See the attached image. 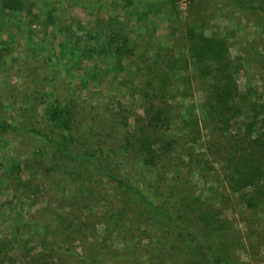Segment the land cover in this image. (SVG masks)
I'll list each match as a JSON object with an SVG mask.
<instances>
[{"label": "rangeland", "instance_id": "374dc122", "mask_svg": "<svg viewBox=\"0 0 264 264\" xmlns=\"http://www.w3.org/2000/svg\"><path fill=\"white\" fill-rule=\"evenodd\" d=\"M208 37L241 95L225 122L189 54ZM53 101L71 109L67 144L44 115ZM261 115L264 0H0V122L15 127L0 132V264H155L170 241L202 255L132 195L120 206L114 179L165 208L178 181L229 221L237 264H264Z\"/></svg>", "mask_w": 264, "mask_h": 264}, {"label": "trees", "instance_id": "16d2710c", "mask_svg": "<svg viewBox=\"0 0 264 264\" xmlns=\"http://www.w3.org/2000/svg\"><path fill=\"white\" fill-rule=\"evenodd\" d=\"M234 4H242L245 0H230ZM189 54L196 70L205 77V85L208 91L210 103L215 97L217 98V115L221 122L226 121L224 114L234 110L235 100L239 99L236 85L230 74H223V70L228 65V60L224 57L225 52L220 50L217 40L212 37L201 38L190 44ZM203 60L205 63L202 64ZM216 103V101H215ZM214 103V104H215ZM213 103H210L212 105ZM262 114V113H261ZM44 115L50 124L51 128L55 129L62 135V138L67 144L69 137L63 134L71 129L72 113L69 105L59 101L51 102L45 109ZM258 113L254 108L246 112V123L249 128L256 120ZM260 120L264 121V116L261 115ZM262 124L263 131L256 135L254 139L255 146L264 152V123ZM13 125L5 122H0V132L14 129ZM52 145L56 149L57 146L51 139ZM132 141L138 142L137 146H142V141L133 136L130 131L126 132V144L133 146ZM140 148V147H137ZM63 157L84 158L91 161L92 156L86 154H77L72 152L70 147L61 150ZM242 178V177H241ZM240 178V179H241ZM177 179V177H176ZM116 181V195L120 201V206L128 205L130 198L127 195H132L131 200L137 204L139 216L144 220L156 218L161 220L167 234L183 233L187 240L201 247L202 255L196 253L190 247H186L181 242L170 241L172 245L167 250L159 243L152 247V256L155 257V264H237L235 257L231 253L229 231L231 230L230 223L226 219L219 216V213L214 205L202 200L195 194L185 191L178 181L171 180L165 190H162L165 198L170 201L168 208L163 207L159 203H155L146 198L140 191L132 190L119 179ZM242 180V186L252 185V177L245 176ZM151 213V215H150ZM175 231V232H174ZM180 234V233H179ZM164 238L158 240L160 242ZM169 240V239H168ZM181 241V239H180ZM176 243V244H175ZM167 255H172L173 259H166ZM108 258L112 255L108 253Z\"/></svg>", "mask_w": 264, "mask_h": 264}, {"label": "built area", "instance_id": "2783aa9c", "mask_svg": "<svg viewBox=\"0 0 264 264\" xmlns=\"http://www.w3.org/2000/svg\"><path fill=\"white\" fill-rule=\"evenodd\" d=\"M173 2L178 9L184 10L188 6L190 0H173Z\"/></svg>", "mask_w": 264, "mask_h": 264}]
</instances>
